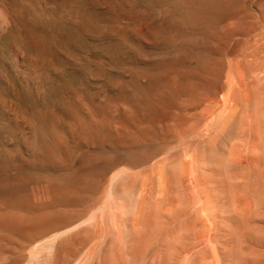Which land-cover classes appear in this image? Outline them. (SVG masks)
I'll use <instances>...</instances> for the list:
<instances>
[{"label": "rangeland", "instance_id": "obj_1", "mask_svg": "<svg viewBox=\"0 0 264 264\" xmlns=\"http://www.w3.org/2000/svg\"><path fill=\"white\" fill-rule=\"evenodd\" d=\"M0 264H264V0H0Z\"/></svg>", "mask_w": 264, "mask_h": 264}, {"label": "bare ground", "instance_id": "obj_2", "mask_svg": "<svg viewBox=\"0 0 264 264\" xmlns=\"http://www.w3.org/2000/svg\"><path fill=\"white\" fill-rule=\"evenodd\" d=\"M57 136V135H56ZM58 137V136H57ZM216 139V138H215ZM58 140H59V138H58ZM213 148V147H212ZM160 149V148H159ZM158 149V150H159ZM146 151V150H145ZM149 151V150H148ZM151 151V150H150ZM155 152V151H154ZM170 152V151H169ZM168 152V153H169ZM52 153V152H51ZM151 153V152H150ZM208 153V152H207ZM146 154V153H145ZM120 160V159H119ZM151 160V162H153L154 161V159L152 158V159H150L147 155H143L142 153L141 154H139V155H135V154H133V153H131V161L132 162H134V163H136V164H138V163H143V162H145V163H148L149 161ZM158 160V159H157ZM129 161V160H128ZM127 163V162H126ZM129 163V162H128ZM141 165H143V164H141ZM181 165V164H180ZM129 166V165H128ZM192 166V165H191ZM182 168V167H181ZM187 169V168H186ZM135 170V169H134ZM169 170V169H168ZM183 170V169H182ZM123 171V170H122ZM183 172V171H182ZM184 172H187V171H184ZM207 172V171H206ZM134 173V172H133ZM172 173V172H171ZM119 175V174H118ZM169 177V176H168ZM203 177H205V176H203ZM206 178V177H205ZM164 179H165V177H164ZM172 178H170V180H171ZM177 183V182H176ZM111 188V187H110ZM111 191V190H110ZM120 191V190H119ZM123 192V191H122ZM107 194L108 193H103L102 195H101V197L99 198V201H101V200H103V202H104V200H105V202H106V200H107ZM208 197V196H207ZM109 199V198H108ZM206 199V198H205ZM157 200V199H156ZM135 203V202H134ZM192 203V202H191ZM145 204V203H144ZM99 205V204H98ZM103 205V204H102ZM101 205V203H100V206H97L95 209H93L90 213H89V215H88V217H87V221L88 222H96V218H97V216L98 215H102L103 213H104V209H102V206ZM93 206V205H92ZM94 207V206H93ZM90 209V208H89ZM90 211V210H89ZM112 215V214H111ZM16 216V215H15ZM143 217V216H142ZM79 218V217H78ZM101 218V217H100ZM117 218V217H116ZM102 219V218H101ZM75 221H76V219H74ZM80 220H82V219H80ZM85 220V219H84ZM84 220H82V221H84ZM154 220V219H153ZM17 221V220H16ZM145 221V220H144ZM20 222V221H19ZM74 222V221H73ZM146 222V221H145ZM152 222V221H151ZM77 223V222H76ZM132 223V222H131ZM147 223V222H146ZM145 223V224H146ZM153 223V222H152ZM81 224V223H80ZM84 224V223H83ZM83 224H81V225H83ZM149 225H150V222L148 223ZM69 225V224H68ZM67 225V226H68ZM75 225V224H74ZM142 225V224H141ZM140 225V226H141ZM149 225H147L146 224V228L149 226ZM132 226V225H131ZM143 226V225H142ZM152 228H150V229H153V225L151 224L150 225ZM75 227V226H74ZM45 228V227H44ZM131 229L132 228H134V227H130ZM139 229L138 230H143L145 227H138ZM146 228L144 229V230H146ZM137 229V228H136ZM135 228H134V231H137ZM40 230H42V229H40ZM44 230V229H43ZM133 230V229H132ZM70 231V230H69ZM115 232V231H114ZM117 233V232H116ZM53 244V243H52Z\"/></svg>", "mask_w": 264, "mask_h": 264}]
</instances>
